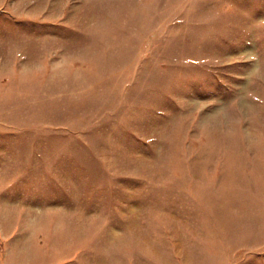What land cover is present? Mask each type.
I'll list each match as a JSON object with an SVG mask.
<instances>
[{
	"label": "rangeland",
	"instance_id": "374dc122",
	"mask_svg": "<svg viewBox=\"0 0 264 264\" xmlns=\"http://www.w3.org/2000/svg\"><path fill=\"white\" fill-rule=\"evenodd\" d=\"M0 264H264V0H0Z\"/></svg>",
	"mask_w": 264,
	"mask_h": 264
}]
</instances>
